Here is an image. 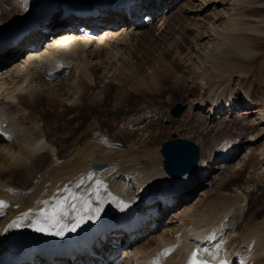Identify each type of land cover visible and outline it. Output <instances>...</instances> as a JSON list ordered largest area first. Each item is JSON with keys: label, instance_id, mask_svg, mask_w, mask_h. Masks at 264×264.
Returning a JSON list of instances; mask_svg holds the SVG:
<instances>
[{"label": "bare ground", "instance_id": "1", "mask_svg": "<svg viewBox=\"0 0 264 264\" xmlns=\"http://www.w3.org/2000/svg\"><path fill=\"white\" fill-rule=\"evenodd\" d=\"M60 1L67 2L68 8L72 3L79 5L77 0H0V31L20 26L32 16L37 18L38 25L37 30L7 53L22 49L24 51L20 50L19 55H27L29 64L34 55L39 58L33 68H28L24 57L10 67V60H0V244L18 228H25L41 232L48 243L57 245L72 233L73 227L98 218L105 221L125 213L142 215L153 211L158 216L141 230L108 237L114 247L111 258H97L103 254L99 250L72 264H152L153 261L187 264L192 251L198 253V258L211 260L214 264L220 260L231 264H264V220L257 219L260 210L249 217L250 220L245 219L247 199L244 192H236L230 201L229 197L225 201L216 196L212 202V195L207 202L200 199L193 208L184 211L185 218H179L176 225L171 224L176 214L164 212L176 206L182 197L191 198L200 187L197 183L208 171L217 172L221 162L228 164L239 145H233L231 140L222 141L209 163L199 159L200 163L192 172L172 179L163 170L159 146L152 147L141 138L127 143L126 139L114 138L122 136L126 121L116 131L117 135L113 132L114 136L110 137L107 124H114L119 119L114 114L103 117L106 118L104 124L100 118H94L96 128L89 125L83 132L84 114L70 116L69 121L75 123L72 128L69 121L59 124L68 131L63 144L54 139L59 128L51 132L41 115L32 114L34 111L28 108L43 93L58 101H74L80 85L91 82V68L94 67V71L98 66L110 68L105 75L117 81L120 91L117 99L126 96V102L131 95H140L149 89L159 95L170 79L175 91L187 87L184 78L176 76V71L168 65L167 56L181 57L185 43L180 38L186 40L194 33L189 55H184L182 61L192 68L193 76L200 73L199 84L204 93L198 100L192 99L188 110L194 108L207 114L205 120H209L210 115L215 119L241 111L242 115H256L255 122L261 123L264 130V112L256 111L247 103V84L243 85L238 97L243 102L231 101L235 98L231 88L233 80L246 75L247 69L249 72L257 54L254 43L264 41V17H256L263 9L264 0H94L98 5L97 14L95 12L88 23L97 39L77 43L70 54L55 57L57 48L53 37L45 36L39 29L43 25L56 24L54 22L62 13L57 8ZM218 13L225 16V20L215 27L213 22ZM157 17L159 34L150 36L144 28ZM74 19L71 16L64 22ZM101 23L104 25L100 26ZM102 28L104 31L100 30ZM63 29L59 34L73 31L71 26ZM131 37L136 39L133 44L127 43ZM170 39L174 41L168 44ZM154 61L158 64L156 69ZM113 68L115 72L111 74ZM142 70L149 74L145 76ZM66 73L69 76L62 80L65 90L61 91L54 81L65 77ZM210 75L214 78L209 79ZM166 98L169 99V95ZM254 138L248 140L250 145ZM258 156L264 160V148ZM95 165L100 169H95ZM57 201L64 202L66 215L59 218V227H52L44 224L40 213ZM37 221L44 224L45 231L36 230ZM58 231L63 234L57 235ZM141 233L146 238L138 244ZM165 248L173 251L166 257L160 256ZM218 249L215 257H211ZM120 254L124 260L120 259ZM61 261H42L40 264H62Z\"/></svg>", "mask_w": 264, "mask_h": 264}, {"label": "rangeland", "instance_id": "2", "mask_svg": "<svg viewBox=\"0 0 264 264\" xmlns=\"http://www.w3.org/2000/svg\"><path fill=\"white\" fill-rule=\"evenodd\" d=\"M145 3L148 4V1ZM145 7H147V5H144V8ZM172 12L173 11L168 14L170 19L172 17ZM215 12L217 11L215 10ZM257 15L258 16H255L258 19L264 17V6L261 12ZM215 18L216 19L213 22L215 27L220 26L225 20V16H222L221 13H218ZM57 20L54 22L57 25H54L53 23L51 26L43 25L39 30L48 37H51V35H48L47 32H52L54 28V31H59V34L60 30L62 31L64 27L63 23L61 22V25H59L60 22H57ZM158 21V17L154 18L152 23H150L151 26L149 24V27L146 26V28H144L150 36H158L159 32L156 31L160 24ZM101 25L103 26L104 24L101 23L100 26ZM100 30L104 31V28ZM194 36L195 34L192 33L187 36L186 40H184L185 38H180L183 39L185 43L181 52V57L177 58V56L173 54H169L167 56L168 65L171 69L176 71V76L179 75L184 78V83H186L185 85L188 88L181 87L178 91H175L172 89L173 80L170 79V82L167 85L162 86V88L167 87L163 89L161 88L159 95L157 92H152V90L149 89L140 95H131V97L127 98L126 102V96L121 100L117 99V94L120 92L117 81L111 80L109 76L105 75L106 71H110V68L108 66H98L93 71L92 68L94 69V67L91 66L92 68L91 70L89 68V70L93 72L91 76L92 80L91 82L82 83L80 85V90L74 100L76 103L73 99L58 101V99L54 97H46V94L43 93L44 96L42 95L38 99L36 98L32 104L26 105H28L29 109L35 112L32 114L41 115L43 122L50 128L51 132H55L58 128L60 129L62 125L60 126L59 124L68 122L71 120L70 116H74L76 114H84L85 116L81 132L85 131L89 125H94V128H96L94 118H100L99 121L104 124L106 118L103 117L107 114H114V116H118L117 118L119 119H117L118 122L115 121L114 124L108 122L107 129L108 134L111 135L110 137H113L116 131H119L121 128L122 123L126 121V132L123 131L125 134L123 133L120 137L115 134L117 136L114 138L126 139V143L131 139H146V143H148V145L152 147L157 146V148L159 146V149L162 143L172 139L173 136L180 139H187L198 146L200 152V162L203 160L209 163L210 159H212L215 154L217 146H219L224 140H231V143H233V145H239V148L238 152L233 155L230 162L228 164L221 162L217 172L208 171L205 178L200 181V183H197L200 187L196 188L195 193L191 198L182 197L176 206L170 207L164 212L167 215L169 213H174V215L176 214L173 216L174 219L171 220V224L176 225L177 222H179V218H185L184 211L187 208L191 209L192 206L194 207L200 199L207 202V198L212 195L210 200H214L213 197L216 198V196H219L225 201H227L226 198L229 197L228 201H230L233 199L232 197L236 196V192L240 194H243L244 192L243 195L246 196L247 199L244 206L245 219L250 220L248 218L253 216V214L255 215L257 210H260V216L257 219H259L258 221L264 220V160L258 156L259 151L264 148L263 126L261 123L259 125L255 122L256 115H242L241 111H236L229 115H222L215 119L212 118L213 115H210L212 117L209 120H205L204 117L207 116V114L200 113L199 110H195L194 108L192 110H188L193 98L198 100L203 96V94H201L203 90L199 84L201 81L200 73H197V76H193L192 68L184 65V62L182 61L184 55H189V47L192 44ZM157 38L158 40L161 39V37ZM135 40L136 39L134 37H131L127 43L133 44L135 43ZM173 41L174 40L170 39L168 44H171ZM254 44L257 54L254 55V58L252 59L253 65L249 68V72L247 69L246 75L236 77L233 80L231 88L234 90L235 98L231 99V101L232 103L236 102V104L243 102L242 98L238 97H240V90H242L243 85L247 84L246 86L249 89L248 105L256 111L264 112V41H256ZM20 50L24 51L22 49ZM20 50L0 55V60H10L8 62V67H10L12 64L18 62L24 57L23 54L19 55ZM16 52L17 54H15ZM101 58H103V56H101ZM237 59L235 58L236 61H238ZM135 61L136 59H134V62ZM153 65L155 69L158 66L155 61L153 62ZM87 67L85 66V68ZM113 72H115V68H113L110 73L112 74ZM70 73H72V71ZM142 73H144L145 76L149 74V72H145V70H142ZM64 76L65 77L62 76L59 80L54 81L55 85H57L56 88L61 91H63V89L65 90L63 82L65 81V78H68L69 73H66ZM195 77H198V79ZM211 78L214 77L210 75L209 79ZM62 80L64 81L62 82ZM124 89L126 92V87H124ZM154 89L153 90L156 91V88ZM128 91L132 92L131 90ZM152 93H154V95ZM166 94L169 95V99L166 98L168 96ZM176 104L186 105V110L180 118L173 119L170 117L169 111L170 108ZM53 114H66V116L62 118L60 116H54ZM68 123L69 125L71 124V128L75 125V123H71L70 121ZM54 128H56V130H54ZM59 129L55 132L56 136H54V139L57 138L64 144L65 141L63 137L68 131L62 128L60 130ZM59 136H61V138H59ZM250 137H255L253 140L254 142L251 145L248 141L250 140ZM68 143L70 144L71 140H69ZM213 163L215 164V162ZM231 172H233V174ZM183 199L186 200L182 202ZM165 223L167 222L165 221ZM165 223L163 222L164 225ZM240 224L243 225L244 223L240 221ZM160 227H162V225ZM138 236H142V239L138 242V244H140L146 238V235L141 233ZM137 237L134 245L137 243ZM120 259L124 260L121 254Z\"/></svg>", "mask_w": 264, "mask_h": 264}, {"label": "water", "instance_id": "3", "mask_svg": "<svg viewBox=\"0 0 264 264\" xmlns=\"http://www.w3.org/2000/svg\"><path fill=\"white\" fill-rule=\"evenodd\" d=\"M186 105L176 104L170 108L169 115L178 119L185 112ZM162 167L165 174L172 179L180 178L194 170L200 155L199 148L189 140L173 137L161 144ZM100 169V166H94Z\"/></svg>", "mask_w": 264, "mask_h": 264}, {"label": "snow or ice", "instance_id": "4", "mask_svg": "<svg viewBox=\"0 0 264 264\" xmlns=\"http://www.w3.org/2000/svg\"><path fill=\"white\" fill-rule=\"evenodd\" d=\"M64 202L63 201H57L55 205H53L50 209L47 211L41 210L40 216L42 217L44 224H47L52 227H59L60 226V217L63 215H66L64 207H63ZM0 206H2V202H0ZM25 216L28 215V213H24ZM80 221H78L77 226ZM44 224H41L40 221H37V231H45L46 228ZM72 231L75 230V227L71 229ZM57 235H62V231H58L56 233ZM173 251L172 248H165L162 250V252L159 254L160 256H167ZM152 264H157L156 261H153ZM187 264H209V261L207 259H201L198 258V253L196 251H192L190 254L189 260ZM221 264H224L223 261H221Z\"/></svg>", "mask_w": 264, "mask_h": 264}]
</instances>
